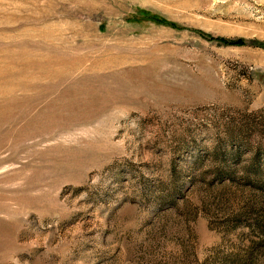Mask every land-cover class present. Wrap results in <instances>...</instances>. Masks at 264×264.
<instances>
[{
    "label": "rangeland",
    "instance_id": "1",
    "mask_svg": "<svg viewBox=\"0 0 264 264\" xmlns=\"http://www.w3.org/2000/svg\"><path fill=\"white\" fill-rule=\"evenodd\" d=\"M0 264H264V0H0Z\"/></svg>",
    "mask_w": 264,
    "mask_h": 264
}]
</instances>
